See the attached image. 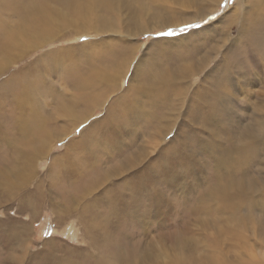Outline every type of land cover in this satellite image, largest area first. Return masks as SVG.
Segmentation results:
<instances>
[{
	"label": "bare ground",
	"instance_id": "bare-ground-1",
	"mask_svg": "<svg viewBox=\"0 0 264 264\" xmlns=\"http://www.w3.org/2000/svg\"><path fill=\"white\" fill-rule=\"evenodd\" d=\"M164 1L166 0H0V145L6 151L5 154L0 153V202H11L14 199L13 202H19L21 211L26 207L35 211L36 197L43 201L47 192L44 201L52 205L53 209L61 211L59 217L57 216L58 220L72 217L76 208L88 211L86 219L90 220L88 226L91 225L88 227L89 237L95 233L97 239L102 240V250L106 252L111 249V253L106 252L104 256H90L89 249L88 252H77L73 248L66 250L63 247V257L57 260L50 252L52 242L49 241L47 244L50 250L32 253L26 264H124V260L125 264H140L132 257L127 260L128 255L124 257V254L116 250L118 240L108 231L115 225L111 226L109 219L114 214L124 213L126 207L129 217L144 222L146 215L138 213L139 206L144 205L150 211L153 207L156 210L162 205V200L163 204H167L169 200L167 197L162 198L164 193L156 189V185L172 181L173 165L169 167V162L177 156L187 157L189 161L195 162L201 156L210 163L209 168L212 170V175H208L206 180L205 192L194 194L191 200V214L205 212V215H209L211 211L220 210L227 211L226 215L232 216L238 209L237 206L244 201L249 206H256L258 201L261 202V196L256 189L252 191L251 185L246 182V175L252 172L254 164H258L255 149L258 147L259 135L264 134V116L256 120L257 126L245 124L234 142L224 143V123L228 115L226 105L219 104V98L223 97V91H229L226 84L233 85L230 74L237 70L234 65L235 58L229 57L228 49L197 84H192L194 87L189 91L192 78L210 64L220 48L227 44L231 35L229 28L224 31L220 27L222 31L217 42H213V39L218 29L212 26L175 38L151 41L136 60L123 92L117 95L121 96L120 99L116 97L115 101L108 100V95L118 90L115 82L124 79L134 60L135 48L129 47L126 38L149 29L138 25L134 15L150 5H158ZM168 1H173L176 7L181 6V10L199 0ZM246 2L250 3L248 12L244 13L247 14L244 26L248 24V31L246 33L247 28L244 27L245 30L239 32L243 34L240 42L237 39L231 46L235 42L240 44L242 39L248 42L255 31L250 30L253 23L264 20V0ZM210 8L213 5H204L200 12L208 14ZM124 10L130 15L123 16L121 21L119 15ZM177 12L170 16L174 22L156 25L151 29L185 24L205 16ZM72 33L73 36L94 33L97 38L81 43L84 59L78 58L67 66L71 78H65L70 84L72 94L63 97L54 95L55 111L58 115L62 113L67 120L66 125L57 126L58 121L49 115L45 116L36 102L42 95L50 96V87L31 77V73L43 61V57H60L59 50L47 47L53 42L55 44L65 40V36ZM120 40H124L123 43ZM42 49L44 50L41 54H35ZM188 56H192L193 60ZM251 59L247 60L251 67H247L244 72L252 75L257 65ZM19 62L20 65H17ZM238 64L242 68L241 62ZM75 72L83 75L77 79ZM185 100L183 122L171 140L158 151L157 157L145 167L152 178L142 176L136 182L134 174L138 172L137 169L132 174L133 178L132 175L122 176L118 184L106 188V177L112 174L121 175L138 167L140 158L144 155L142 145L139 144L141 141L138 140L131 146L125 140V132L137 134L138 138L148 133L151 137L149 140L162 137L166 131H170ZM7 104L14 111L15 115L11 113L12 122L16 124L9 132L2 117ZM97 109L103 111L101 117L90 121L94 114L90 115L88 112L93 113ZM186 109L192 114L187 120ZM198 120L203 124L199 128L196 126L194 130L193 122ZM81 123L85 126L78 136L69 137V133ZM92 132L95 135L93 139L90 137ZM84 134L89 135V139ZM261 140L264 141V135ZM58 141L65 142L64 153L50 155L46 169L47 178L37 181L34 186L38 191L36 194L27 193L26 186L34 176L38 159L42 156L48 157L51 146ZM9 149L11 153L8 155ZM111 159L120 162V165L117 166L114 162L112 164L115 166L109 165ZM103 160H106L105 165ZM101 164L96 171V167ZM187 172L188 167H179L176 180L185 177ZM189 174L191 175L188 173L187 177ZM248 178V182L252 183L251 177ZM75 183L80 189L78 192H71ZM49 186H54L56 193L64 197L62 205L51 198L49 189L44 193V187ZM99 189L102 192L93 197ZM127 190L129 194L125 193ZM175 204L177 205L176 202ZM182 212L184 213V207ZM118 218L123 219L124 215H118ZM8 220L1 222L7 225L4 229L0 228V237L8 246L13 243V247L15 245V248H21L15 256L12 255L14 259L10 264H23L26 250L23 234L28 227L27 221L9 224L12 220L10 217ZM83 250L87 248L84 247ZM213 253L216 254L213 260L217 259L219 262L221 253Z\"/></svg>",
	"mask_w": 264,
	"mask_h": 264
},
{
	"label": "rangeland",
	"instance_id": "rangeland-1",
	"mask_svg": "<svg viewBox=\"0 0 264 264\" xmlns=\"http://www.w3.org/2000/svg\"><path fill=\"white\" fill-rule=\"evenodd\" d=\"M246 1L247 0H199L197 3L194 2L190 4L191 6L183 7V9L180 10L179 8H181V6L178 5L176 7V4L172 3L173 1L166 0L164 3H158V5L153 4L138 11L133 18L137 21L138 25L149 27V29L143 33L134 34L126 38L129 47L131 48L132 46L135 48V54L133 55L134 60L130 64L124 79L121 82H119V80L115 82L114 85L115 87H118V90L108 95V100L112 102L115 101L116 97H121H118L117 95H119V92H123V88L126 87L129 75H131L134 69L136 60L142 55L144 50L148 48L147 46L151 41L162 38H175L191 31L196 32L199 31V29L212 26V28L215 29L216 27L218 29L217 35L215 34L213 39V42H217L222 31L220 27H222L223 30L225 29L224 31L229 28L228 31H230L231 35L227 44L220 48L216 57L210 62V64L206 65L199 74L192 78L189 91L193 89L194 85L205 76L207 70L212 67L228 49L229 57L235 58L234 65L237 70L230 74L232 75L231 78L233 85L226 84L229 91H223V97L219 98V104L222 103L226 105V114L228 115L224 123V143H228L229 141L234 142L237 134L244 129L245 124L250 123L257 126L256 120L259 119L260 116H264V20H256L253 23L250 30L255 29V31L252 34L253 38L248 42L243 41L242 39L240 44L235 42V44L237 43L236 46L235 44L234 46H231V43L237 39L238 42H240V39L243 37V34L241 35L239 32L245 27L244 22L247 14L244 15V13H247L249 10L248 4L250 3ZM211 4L214 9L210 8L208 14L200 12V9L204 5H207L208 7L212 6ZM176 11H178V14L187 13L186 15H189L191 13V15L205 16L199 17L198 20L190 21L185 24L165 26L154 30L151 29L156 25L174 22L175 20H172L170 16ZM128 15H130V13L127 10H124L122 15H119L120 20L122 21L124 17H128ZM177 21H179V19ZM189 25H193V27H187ZM245 28H247V33L248 24ZM96 38L97 35L94 33L80 34L78 36H73L72 33L66 35L65 40L63 41L55 42V44L54 42L51 43L50 47L47 48L59 50L60 57L59 55H56L51 59H45V57H43V61H40L32 72L33 74L31 73V77L37 78L41 83L45 82L46 87H50V89L48 88L51 90L48 93L50 96L42 95L37 98L36 102L45 116L49 115L52 119L58 121L57 126L66 125L67 120L63 117L62 113L61 115H58L55 111L54 95H61L63 97L72 94V90L69 87L70 84L66 79L69 77L71 78V73H68L67 66L70 63L75 62L78 58L82 57L84 59L81 43L83 44L85 41L95 40ZM120 41L123 43L124 40ZM44 49L38 50L35 54H41ZM192 56H190L191 58L188 56L190 60H193ZM62 57L64 60H62ZM250 58H252V62L257 65L256 69L253 70L252 75L250 72H244L247 67H251L250 63L247 61ZM238 62H241L242 68L239 67ZM17 65H20V62ZM75 75L78 79L83 74H77L75 72ZM188 95L189 94H187V96ZM55 98L60 99V97ZM185 108L186 100L177 114L170 131H166L162 137L149 140L151 137L147 135L148 133L143 134L142 138H138L137 134H130L127 131L125 132L127 133V135H125V140H127V143L131 146H134L138 140L141 141L139 144L142 145L144 155L140 158L141 163L138 167L136 166L121 175L115 176L112 174L106 177V188L118 184L120 181L119 179H122V176L130 177L135 171H137V169L138 172L134 174L136 182L142 176L143 178H152L145 167L157 157L158 151L165 143L171 140L170 138L177 132L180 123L184 120L183 113ZM11 113L14 114V111L11 110L10 104H7L2 112V117L5 121V128L8 132L16 126V124L12 122ZM88 113L90 115L94 114L90 117V121H94L95 118L101 117L103 111L97 109L93 113ZM176 113L177 112H175V114ZM186 113L185 120L192 116L187 109ZM193 123L195 124L194 130L196 129V126L199 128L203 124L201 120L194 121ZM84 126V123L79 124L73 132L71 131L69 133V137L78 136ZM84 135L85 138L89 139V135ZM93 135L92 132L90 135L92 139L95 136ZM263 135L264 134L259 135L260 139L257 140L258 147L255 149L258 164L257 166L254 164L252 172L246 175V182L251 185V190L254 191L255 188L259 196H261V202L258 201L256 206H249L244 201L241 205L237 206L238 209L232 216L226 215L227 211L221 212L220 210L211 211L209 215H205V212L191 214V200L193 199L194 194L198 195L205 192L204 189H206L207 185L206 180H208V175H212V170L209 168L210 163L201 156L196 159V162L192 160L189 161L190 159L188 160L187 157H182V159L180 156H177L169 162V167L171 164L173 165V172L170 170L173 176L172 181L160 182L156 185V189H160L161 192L164 193L165 197L163 196L162 198L167 197L166 199L169 200L167 201V204H163L162 200V205H159L156 210L153 207L150 211L149 209L146 210L144 205L139 206L137 208L138 213L141 215L143 214L144 216L146 215L144 218L146 221L144 220V222L129 217L130 215H127L125 211L127 210L126 207L124 208V213L121 212L114 214L112 219H109L110 223H112L111 226L115 225L114 227L109 228L108 231L111 233V236L113 235V238L118 240L116 250L118 249L120 253L124 254V257L128 255L129 257L126 258L127 260L132 257L140 264H264V141L261 140ZM246 137L247 136L245 135V138ZM98 140L101 142L103 141V139ZM50 145H52V143ZM64 145V141L56 142L55 145L51 146V152L48 157L42 156L38 159L39 162L36 163L34 168V176L26 186L27 193L34 192L36 194L38 192L34 186L39 179L42 180L43 178H47L46 169L50 162V155L63 154ZM0 148H2V151L0 149V153L4 152L5 154V148L2 145H0ZM7 152L9 155L11 149ZM113 162L114 164L116 163L115 165L117 166L120 165V162L113 159L109 161V165ZM105 163L106 160H103V165H105ZM176 163H178L177 167H175ZM114 164H112V166H115ZM101 166L102 164L97 166L96 171L100 169ZM179 167H188V172L185 174V177L180 178L178 181L176 180V177ZM145 173H147V175ZM188 173H191V175L189 174L187 177ZM94 174L96 176L95 171ZM249 176L251 177L253 184L250 181L248 182ZM96 177H98V175ZM47 189L50 190L48 193L51 194V198L56 203L62 205L61 201L64 197L61 194L56 193V188L54 186L44 187V193ZM78 189H80V186L75 183L74 186L71 187V192H78ZM100 189L93 194V197H97V195L102 192ZM125 193L129 194V191L127 190ZM47 195L46 192V196H43V201L42 199H39V197H36L35 201L37 202V208H35V211H32V209H28L27 207L23 208L21 211L19 208V202H13L14 199L12 201L9 200L11 202H0L1 229H4L5 225H7V223L1 222H5L9 217L10 220H12L9 224H13L17 221H27L28 227L23 234L25 239L24 245H26L23 264H26L29 255L32 253H40V251L41 253L48 252L50 249L47 242L49 241L52 242L50 246L54 248H51L50 252H52L53 257L57 260H60L63 257V247H65L66 250L73 248L77 252H88L89 249L90 256H100L101 254L104 256L108 252L111 253V249H107V253L102 250L103 246L101 245L102 243H100L102 240L99 241L97 239L94 230V234L89 237L88 227L91 225L88 226L90 220L86 219L88 211L84 212L75 207L76 211L72 217H66V219L60 218L58 220V214L61 211L53 209L52 205H49L48 202L44 201V199L47 198ZM58 195L59 197H57ZM126 199L128 200L127 195ZM86 200L87 199H85V201ZM38 204L41 206H38ZM183 207L184 213L182 212ZM212 208L215 209L214 207ZM128 209H130L129 206ZM121 214L124 215L123 219H120L121 216L118 218V215ZM90 215L92 216L91 211ZM115 217L116 219H114ZM231 236H235L236 238H232ZM45 247L47 248L45 249ZM84 247L87 248V250H83ZM129 247L133 249H130ZM20 249L18 247L15 248V245L13 247V243L8 246L6 241L0 237V264H10L14 259L15 254L19 252ZM213 252L221 253L222 258L220 256L219 262H217V259H215V261L213 260L216 255Z\"/></svg>",
	"mask_w": 264,
	"mask_h": 264
},
{
	"label": "snow or ice",
	"instance_id": "snow-or-ice-1",
	"mask_svg": "<svg viewBox=\"0 0 264 264\" xmlns=\"http://www.w3.org/2000/svg\"><path fill=\"white\" fill-rule=\"evenodd\" d=\"M187 27H193V25H189V26H187ZM183 30V29H182ZM171 31V30H170ZM170 34V33H169Z\"/></svg>",
	"mask_w": 264,
	"mask_h": 264
}]
</instances>
